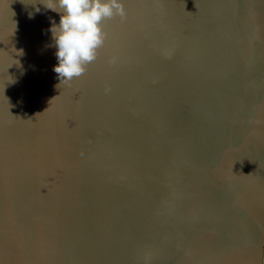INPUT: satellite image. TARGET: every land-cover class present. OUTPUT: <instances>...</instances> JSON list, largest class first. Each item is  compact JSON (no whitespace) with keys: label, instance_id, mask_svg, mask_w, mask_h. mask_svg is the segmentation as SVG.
<instances>
[{"label":"water","instance_id":"obj_1","mask_svg":"<svg viewBox=\"0 0 264 264\" xmlns=\"http://www.w3.org/2000/svg\"><path fill=\"white\" fill-rule=\"evenodd\" d=\"M122 2L59 83L0 0V264H263L264 0Z\"/></svg>","mask_w":264,"mask_h":264},{"label":"clouds","instance_id":"obj_2","mask_svg":"<svg viewBox=\"0 0 264 264\" xmlns=\"http://www.w3.org/2000/svg\"><path fill=\"white\" fill-rule=\"evenodd\" d=\"M44 9L56 12L59 21L49 18L51 44L55 49L56 63L52 71L59 83H69L80 77L86 65L97 57V50L104 44L106 33L101 22L119 16H126L122 0H35L33 12Z\"/></svg>","mask_w":264,"mask_h":264},{"label":"flooded vegetation","instance_id":"obj_3","mask_svg":"<svg viewBox=\"0 0 264 264\" xmlns=\"http://www.w3.org/2000/svg\"><path fill=\"white\" fill-rule=\"evenodd\" d=\"M263 264H264V259H263Z\"/></svg>","mask_w":264,"mask_h":264}]
</instances>
